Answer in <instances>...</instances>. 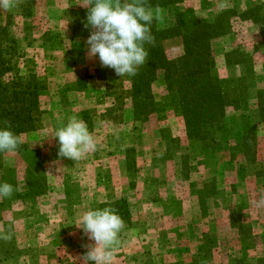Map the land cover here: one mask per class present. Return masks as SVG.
Listing matches in <instances>:
<instances>
[{"label":"rangeland","instance_id":"obj_1","mask_svg":"<svg viewBox=\"0 0 264 264\" xmlns=\"http://www.w3.org/2000/svg\"><path fill=\"white\" fill-rule=\"evenodd\" d=\"M85 6L19 0L0 10V87L41 89L38 105H25L35 131L20 135L15 152L0 153V183L15 189L0 198V231L11 233L0 240V264H86L84 245L95 242L75 226L78 214L105 207L125 225L112 264H264V0H183L155 19L166 29L184 12L187 22L223 16L227 25L211 42L213 76L241 109L228 106L227 130L208 142L188 138L162 71L152 87L156 112L136 120L129 76L88 56ZM163 45L169 59L184 55L181 37ZM245 116L255 128L256 164L236 151ZM71 117L97 143L78 162L59 157L53 137Z\"/></svg>","mask_w":264,"mask_h":264},{"label":"trees","instance_id":"obj_2","mask_svg":"<svg viewBox=\"0 0 264 264\" xmlns=\"http://www.w3.org/2000/svg\"><path fill=\"white\" fill-rule=\"evenodd\" d=\"M182 2L183 0H146L147 5L152 8L159 6L161 9H173L176 6L178 9ZM25 12L29 13L28 16L31 15L29 10L25 9ZM83 12L88 13V9ZM177 14L176 25L166 29L160 28L158 22L153 20L150 27L154 42L145 44L148 57L139 67L137 74L128 77L131 81L135 118L142 122L156 112L157 105L152 87L158 79V72L162 71L166 91L179 101L182 114L186 118L188 138L200 142L213 141L218 132L227 130V127L223 126L226 108L233 106L235 110L241 109L240 103L231 105L228 102L221 82L213 76L215 62L211 42L226 34L227 25L222 19L223 16H219L213 23H208L193 18L187 22L186 13ZM176 37L182 38L184 55L172 60L168 58L163 43ZM17 86L13 83L0 87V127L4 126V121H9L12 130L22 135L36 129L32 126L36 119L34 121L32 115L30 118L26 116L31 111H28L25 105L29 102L30 107H36L41 89L25 84L27 88L21 85L23 88L18 91ZM118 98L123 99L120 96ZM258 110L264 126V91L258 93ZM243 118V135L236 151L250 164H256L257 137L253 132L255 128L249 124L246 116Z\"/></svg>","mask_w":264,"mask_h":264},{"label":"clouds","instance_id":"obj_3","mask_svg":"<svg viewBox=\"0 0 264 264\" xmlns=\"http://www.w3.org/2000/svg\"><path fill=\"white\" fill-rule=\"evenodd\" d=\"M19 0H0V10H10L18 6ZM84 6V5H83ZM88 9L85 28H91L88 56L99 57L105 68H111L117 76H135L147 57L145 44L154 42L151 24L159 19L161 8H152L146 0H87ZM222 8L228 4L222 3ZM0 127V153L15 152L22 141L20 134L12 130L11 123L4 121ZM58 139V156L75 162L97 147L92 132L86 123L76 117L58 128L53 136ZM14 187L8 182L0 183V198H10ZM75 226L82 229L84 236L94 244H86L84 255L86 264H112L121 243L120 234L124 221L112 207L88 209L78 214ZM11 239L10 232L0 231V240Z\"/></svg>","mask_w":264,"mask_h":264}]
</instances>
